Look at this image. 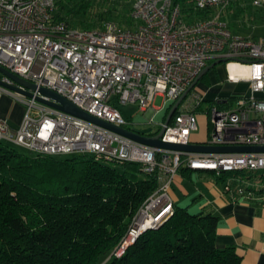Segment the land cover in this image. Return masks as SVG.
Segmentation results:
<instances>
[{
	"label": "built area",
	"instance_id": "2783aa9c",
	"mask_svg": "<svg viewBox=\"0 0 264 264\" xmlns=\"http://www.w3.org/2000/svg\"><path fill=\"white\" fill-rule=\"evenodd\" d=\"M190 1L195 8L213 13L187 21L181 4L174 0H134L133 26L109 21L102 28L87 29L55 18L54 0H0V65L116 126L131 128L119 105L136 103L139 110L148 112L151 135H156L164 121L154 122V98L161 96L166 104H173L208 60L225 59L221 63L227 80L246 81L251 96L238 100L233 109L220 106L225 99L211 103L206 111L209 136L205 144L264 145V35L253 39L231 31L221 17L230 0ZM252 5L264 6V0H252ZM232 62L245 66L247 74L231 76L228 65ZM0 80L12 83L1 73ZM190 93L165 125L162 141L187 144L197 130V112L204 96ZM2 95L23 103L25 112L16 128L0 118V141L37 154L89 153L106 162L141 163L145 172L159 170V185L139 210L144 223L130 230V241L127 235L116 256L142 231L158 227L172 214L169 189L182 163L194 171L233 173L223 191L234 196H251L258 189L233 191L232 183L239 176L235 174L264 173V153L154 148L0 85Z\"/></svg>",
	"mask_w": 264,
	"mask_h": 264
},
{
	"label": "trees",
	"instance_id": "16d2710c",
	"mask_svg": "<svg viewBox=\"0 0 264 264\" xmlns=\"http://www.w3.org/2000/svg\"><path fill=\"white\" fill-rule=\"evenodd\" d=\"M54 2V17L76 28L99 29L108 20L129 17L115 7L116 0ZM174 2L187 21L213 13L190 0ZM184 170L182 163L179 171ZM202 172L222 186L232 174ZM159 173L145 172L138 162H106L89 153L28 157L0 142V264H241L234 246L215 245L217 214L174 201L165 221L115 255L137 210L157 189ZM235 175L233 191L255 189L243 182L249 173Z\"/></svg>",
	"mask_w": 264,
	"mask_h": 264
},
{
	"label": "crops",
	"instance_id": "0c3cea01",
	"mask_svg": "<svg viewBox=\"0 0 264 264\" xmlns=\"http://www.w3.org/2000/svg\"><path fill=\"white\" fill-rule=\"evenodd\" d=\"M231 1L233 2L234 0ZM234 3L235 5L230 9L222 11V19L228 24L234 34L253 39L259 38L261 35H255L253 31L249 34H243L235 30V26L242 27L239 19L245 0H235ZM234 7L236 8L234 9ZM214 61L215 59H210L207 64ZM222 65L224 66L223 63L214 65L200 79L206 77L209 81L210 76L216 75L217 67ZM209 83V88L205 90H210L209 92L214 93L213 96L217 98L216 101L219 103L227 96L237 93L241 87H248L246 81L233 83L227 80V72L223 80L217 78L214 83ZM191 93H193V89ZM169 104H166L161 120L154 122L158 124L164 121L166 116L165 109ZM24 107L23 103L12 101L8 95L0 96V118H7L13 128L20 124L25 111ZM207 109L200 105L197 112L198 128L191 133L189 143H206L209 136ZM146 115L148 116V112H146ZM148 125L147 123L145 127H148ZM191 172L188 169L178 171L174 177L173 183L175 182V185H178L181 194L178 196L175 194L171 183L173 201L176 204L179 203L177 201H185L184 203L186 204L184 205H189L188 203L190 202L193 206L199 205V207L212 210L219 216L215 238L216 247L234 246L236 253L240 257L241 264H264V190L255 191L251 196H234V194L224 192L221 183H216L211 177L202 174V171H194L199 176V179L193 180L191 183L186 182L184 177H189ZM260 177H255L256 179L250 177L243 180V182L262 188L264 184L259 186Z\"/></svg>",
	"mask_w": 264,
	"mask_h": 264
},
{
	"label": "rangeland",
	"instance_id": "374dc122",
	"mask_svg": "<svg viewBox=\"0 0 264 264\" xmlns=\"http://www.w3.org/2000/svg\"><path fill=\"white\" fill-rule=\"evenodd\" d=\"M234 1L232 2L230 0L227 8H225V9L228 10L233 5H235ZM133 2H134V0H116L115 7H118V9L128 11L129 17L128 18H121L119 16L120 18L118 20L112 19V20H108L106 22L112 21V22H115L117 24H120L121 26H126V27L133 26L134 22L132 21V19L130 17V11H131ZM244 4L245 5L243 7V11L240 14L241 17L239 19L242 27L241 26H238V27L235 26V30L239 31L243 34H249L251 31H253V33L255 35L264 34V6H259V7L253 6L252 0H245ZM105 6H107V5H105ZM124 8H126V9H124ZM235 8L236 7H234V9ZM114 12H116V11H114ZM125 21H127V23ZM224 76H226V69L224 68L223 65L218 66L216 69V75L210 76L209 81L206 79V77H204V78L200 79L197 82V84L194 86L193 91L195 93H198V94H201L204 96V102L202 103L204 108H208L211 105V103L216 102L215 100H217V98L215 96H213L214 93L209 92L210 90L209 91L205 90V89L209 88V86H210L209 82L214 83L217 78L223 80ZM250 96H251V89L243 86L239 89V91L237 93L227 96L225 98L226 102L222 103L221 106L226 108V109H233V108L237 107L238 100H240L242 98H248ZM189 97H190V95H189ZM10 98L12 99V97H10ZM12 101L15 102L16 100L12 99ZM151 105H152V107L157 109L156 110L157 112L153 116L154 121H160L161 117H162L163 110L166 106V102L164 101V99L161 96H156L154 98V100L151 102ZM24 109H25V107H24ZM119 109L121 110L123 116L129 120V123H130L129 127H131V128L132 127L144 128L146 126L147 121H148V116L146 115V111L139 110L138 105L136 103L126 104V105L121 104V105H119ZM5 119L7 120L8 123H10L7 118H5ZM156 128H157V126H153V130H155ZM0 142H1V144L5 145V146L13 148L14 150L23 154L24 156H28V157H35L36 156L35 151L30 150L28 148H25L21 145H18V144L12 143V142H8L6 140H2ZM66 156H67L66 154H54L53 155V157L55 159H63ZM188 170H190V169H188ZM190 171H192L190 173V176L184 177L185 181L188 183L193 182V180L199 179V176L197 175V173L194 172V170H190ZM246 174H248V172H245V175ZM249 174L251 175L250 177L252 179H254L255 177L261 176V179H260L261 182H260L259 186L264 184V173L256 170V171L250 172ZM172 190L175 192V194L177 196L181 194V191H180L178 185H175V182L173 183V181H172ZM172 190L170 187V189H169L170 195L172 193ZM172 201H173V199H172ZM177 202H179L177 204L178 206H184V204H186V203H184L185 201H177ZM188 204H189L188 206L190 208L193 206L190 202ZM142 206H143V204L139 207V209L137 210L136 214L133 217L131 227L128 230V234H127L128 236L126 238L127 241H130V239H131V235L129 233L130 230L135 228V227L137 228L140 226V224L144 223V217L139 212V210L141 209ZM166 219H164L163 221H165ZM136 228L134 230H136ZM144 231H142V232H144Z\"/></svg>",
	"mask_w": 264,
	"mask_h": 264
},
{
	"label": "water",
	"instance_id": "95a60500",
	"mask_svg": "<svg viewBox=\"0 0 264 264\" xmlns=\"http://www.w3.org/2000/svg\"><path fill=\"white\" fill-rule=\"evenodd\" d=\"M225 59H217L213 63L206 65L203 70L199 73L197 78L188 86V88L179 96V98L172 104L169 111L167 112L163 125L156 135H151L152 127H144V128H125L116 126L112 123H109L103 119H100L96 116H93L77 105L73 104L65 97L59 95L55 91L46 88V87H38L33 82L26 80L24 78L19 77L18 75L10 72L6 68L0 65V73L8 77L12 83H7L0 80V85L23 94L26 97H34L38 102L48 105L50 107L56 108L65 113L77 116L79 118L85 119L87 121L93 122L100 126H103L107 129H110L114 132L122 134L126 137H129L139 143L152 146L154 148H164L169 150H175L186 153H221V152H246V153H264V145H237V146H226V145H207L205 143H187V144H179V143H171L164 142L160 139L162 135L165 125L170 121L173 114L175 113L179 104L183 101V99L189 94V92L194 88L199 79L214 65L224 62ZM25 89H23V88ZM34 91H37L38 94L34 95Z\"/></svg>",
	"mask_w": 264,
	"mask_h": 264
},
{
	"label": "bare ground",
	"instance_id": "6f19581e",
	"mask_svg": "<svg viewBox=\"0 0 264 264\" xmlns=\"http://www.w3.org/2000/svg\"><path fill=\"white\" fill-rule=\"evenodd\" d=\"M228 68H229L231 76L247 74V68L245 66L234 63V62L230 63L228 65Z\"/></svg>",
	"mask_w": 264,
	"mask_h": 264
}]
</instances>
